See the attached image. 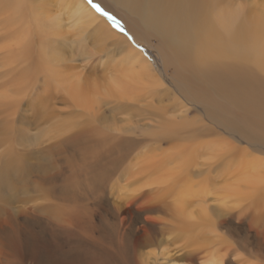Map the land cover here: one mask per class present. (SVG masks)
<instances>
[{
    "label": "rangeland",
    "instance_id": "obj_1",
    "mask_svg": "<svg viewBox=\"0 0 264 264\" xmlns=\"http://www.w3.org/2000/svg\"><path fill=\"white\" fill-rule=\"evenodd\" d=\"M49 1L54 11L55 0H13L11 6L0 0V129H7L0 134V170L8 171L9 186L0 197V264H121V245L108 244L129 227L125 210L134 201L150 207L138 229L144 218L169 221L150 229L165 241L149 252L183 244L182 224L172 216L180 179L197 191L220 186L209 180L241 177L246 156L240 151L233 160L238 154L227 150L228 141L237 149L249 144L219 126L210 116L214 108L200 106L157 58L164 39L157 29L143 37L127 28L125 15L146 24L126 5L84 0L96 15L84 32L67 14L57 33L28 13L20 18ZM214 1L240 12L264 7V0ZM19 39L28 40V64L10 62ZM43 49L56 59L44 60ZM211 64L260 72L232 60ZM189 152L194 160L185 165L180 157ZM186 199L185 209L198 208L194 196ZM84 232L106 246L90 242L82 250L89 241Z\"/></svg>",
    "mask_w": 264,
    "mask_h": 264
},
{
    "label": "bare ground",
    "instance_id": "obj_2",
    "mask_svg": "<svg viewBox=\"0 0 264 264\" xmlns=\"http://www.w3.org/2000/svg\"><path fill=\"white\" fill-rule=\"evenodd\" d=\"M3 1L11 6L13 0ZM55 1L54 11L49 6L51 1L42 2L30 11H21L20 18L28 13L51 33L64 28L63 14H67L72 26L81 32L96 20L94 11L84 0ZM118 1L146 24L125 15L127 28L143 37L157 29L164 37L162 40L160 36L156 47L157 58L174 69L176 80L185 83L184 90L200 106L214 108L210 116L219 126L249 147L237 149L228 141L231 147L227 150L238 154L233 160L240 159V151L246 156L243 175H232L218 182L209 180V183L220 185L214 190H191L183 187L180 179L177 185L180 198L174 201L176 213L172 216L182 224L183 244H174L173 249L159 253L149 252V247L165 241L159 240L155 236L157 232L150 229L168 227L169 221L144 218L143 229H138L136 222L150 207L147 204L136 207L134 201L125 210L132 215L129 227L118 237V242L108 245H121V264H264V7L240 12L239 9L217 7L214 0ZM100 29L101 26L93 32ZM28 40H17L15 45L21 46L15 48L16 55H12L10 62L28 64L30 47L25 43ZM42 52L44 60L56 59L55 54H48L44 49ZM193 60L205 65L197 66ZM214 60L243 62L260 72L231 64L208 65ZM119 82L114 80L116 87ZM6 130L0 129V134H5ZM3 142L4 138L0 147L5 145ZM180 158L183 164L190 165L194 153ZM227 166L230 165L227 163ZM6 178L8 171L0 170V197L5 196V188L9 189ZM188 195L196 198L194 203L198 208L194 211L184 208ZM84 236L89 241L83 243L82 250L90 242L92 247L106 246L94 235L84 232ZM159 256H166L167 262L159 263Z\"/></svg>",
    "mask_w": 264,
    "mask_h": 264
},
{
    "label": "snow or ice",
    "instance_id": "obj_3",
    "mask_svg": "<svg viewBox=\"0 0 264 264\" xmlns=\"http://www.w3.org/2000/svg\"><path fill=\"white\" fill-rule=\"evenodd\" d=\"M97 10H99V9H97Z\"/></svg>",
    "mask_w": 264,
    "mask_h": 264
}]
</instances>
